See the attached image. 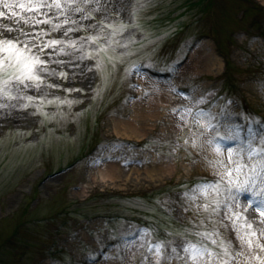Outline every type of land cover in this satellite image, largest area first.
<instances>
[{
  "label": "rangeland",
  "instance_id": "obj_1",
  "mask_svg": "<svg viewBox=\"0 0 264 264\" xmlns=\"http://www.w3.org/2000/svg\"><path fill=\"white\" fill-rule=\"evenodd\" d=\"M61 4L26 11L0 3L3 37L28 41L46 64L38 90L14 87L24 98L0 109V264H185L172 249L184 257L182 243L213 229L233 253L244 252L232 264H258L240 249L228 218L227 178L211 190L221 177L209 161L226 159L217 146L245 154L249 143L261 146L264 0ZM169 89L171 104L135 116ZM116 122L140 135H117ZM109 161L124 172L104 182L97 168ZM162 163L169 173L141 175ZM133 167L138 180L127 173ZM231 195L235 211L259 220L245 210L246 195Z\"/></svg>",
  "mask_w": 264,
  "mask_h": 264
},
{
  "label": "snow or ice",
  "instance_id": "obj_2",
  "mask_svg": "<svg viewBox=\"0 0 264 264\" xmlns=\"http://www.w3.org/2000/svg\"><path fill=\"white\" fill-rule=\"evenodd\" d=\"M5 8L18 7L26 11H39L43 7H62L61 0H54L53 5H49L47 0H27V3L10 4L7 0H0ZM5 14L0 12V17ZM11 16L16 17L15 11L11 12ZM25 23L27 21H24ZM39 23V21H37ZM6 31H13L12 28H6ZM24 35H29L24 33ZM95 42V41H93ZM57 41H52L46 47H51L57 44ZM46 70L45 62L33 53L28 41L20 40L19 37L7 38L0 33V109L4 108L3 101H12L24 98L18 90L17 95L12 94V89L17 86L27 89L34 87L37 90L44 83L40 72ZM29 104L33 103L32 97H27ZM70 103V102H68ZM13 107H16L13 105ZM21 107L27 108L28 105ZM223 139V137H221ZM211 143V141H209ZM260 147L253 146L249 143L247 153L244 150H235L231 148L221 149L219 146L215 148L217 156H226V159H217L209 161L218 169L217 174L221 180L211 185V190L219 192L221 182L225 181L230 193L228 200L233 201V204H225V209L228 213V218L233 220V231L236 233V240L240 249L246 248L248 256L256 259L258 264H264V256L258 253H264V228H253V223L258 222L264 224V137L260 140ZM241 177H243L241 179ZM237 193L246 195L248 200L245 202V210L251 209L252 212L259 215L258 221L249 220L242 213L235 211L240 207L238 197L231 195L232 190ZM219 207V201H216ZM205 211L208 210V205H205ZM235 221H242L236 224ZM194 235L200 239L196 244L187 242L179 246L180 251L187 254L184 257L179 256L176 248H173V253L177 258L185 261V264H232L237 255L243 256V251L233 253L232 243H227L223 239H215L220 233L213 229L211 232H197ZM205 240L216 245L220 251L210 250ZM158 255L162 256V245H153ZM152 250L151 247L149 249ZM167 259V257H163Z\"/></svg>",
  "mask_w": 264,
  "mask_h": 264
},
{
  "label": "bare ground",
  "instance_id": "obj_3",
  "mask_svg": "<svg viewBox=\"0 0 264 264\" xmlns=\"http://www.w3.org/2000/svg\"><path fill=\"white\" fill-rule=\"evenodd\" d=\"M160 94L161 96H157V97L155 96L151 100V102H149V104L144 106L138 105L137 106L138 110L135 116L143 115L147 111L151 112V109L155 107L156 103L161 104L159 102H164L166 104H171L175 100V97L173 96V93L170 91V89L168 91L162 90ZM115 131L116 134L119 136L132 137V136L140 135L139 130H137V127L134 126V124L132 123L116 122ZM171 169L172 167L170 164L162 163L160 165H152L150 167H146L145 173L142 172L141 175L144 174L147 178L152 179L153 177L156 178L160 175H163L164 173H169ZM130 170L131 171H127V173L131 172L132 174H136L135 175L136 177L132 176V179L138 180L139 177L141 176L139 174L141 170L136 167H133ZM123 172H124V168H121L119 164L114 161H109L107 164L99 166V168H97V173L104 182L117 180L118 178H120Z\"/></svg>",
  "mask_w": 264,
  "mask_h": 264
}]
</instances>
